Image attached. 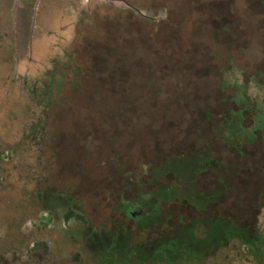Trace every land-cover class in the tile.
I'll use <instances>...</instances> for the list:
<instances>
[{
  "label": "rangeland",
  "instance_id": "rangeland-1",
  "mask_svg": "<svg viewBox=\"0 0 264 264\" xmlns=\"http://www.w3.org/2000/svg\"><path fill=\"white\" fill-rule=\"evenodd\" d=\"M0 264H264V1L0 0Z\"/></svg>",
  "mask_w": 264,
  "mask_h": 264
},
{
  "label": "flooded vegetation",
  "instance_id": "flooded-vegetation-1",
  "mask_svg": "<svg viewBox=\"0 0 264 264\" xmlns=\"http://www.w3.org/2000/svg\"><path fill=\"white\" fill-rule=\"evenodd\" d=\"M264 1V0H263ZM215 164L216 161L212 160L211 157L207 160V162H205L204 164H200V167L199 168H196L194 169V172L192 174V176L194 177V180H195V191H194V196H193V199L188 200V199H183L181 202L183 203H186L187 205H192L194 206V208L196 209V211L198 212H202V213H205V212H208L209 209H210V206L211 204H215L217 203L218 201V198L220 197L221 193L220 191L218 196H214L212 195L213 192H216V191H213L211 193H205L203 191H200L199 188H198V175L200 173H202L206 168H208L211 164ZM213 164V165H214ZM168 174H171V173H165L163 174L162 176H159L156 178V183H155V188L153 191H156L158 189H161V188H164L165 186L167 185H164V186H160L158 184V180L162 177H165L166 175ZM172 175L174 176L175 174L172 173ZM205 196V198H203ZM165 202V203H168V204H171L172 202H168L167 200H160L159 201V205L157 207L156 210H154L152 207H150L149 209H144L143 211H138L137 213L140 215V217H142V221L139 222V229L138 230H141L142 232L146 233L148 230H151L153 232V234H155V237H153L152 239L150 238L149 240H151L152 242H155L156 240H162L163 238H167V237H172L174 236L176 233H177V227L179 226H182L183 224H186V225H192V220L190 222H186L183 218L180 219V222L178 224H175L174 227L172 228H168V221H167V218H165L164 220H161L160 219V214L162 212V203ZM202 202L204 203V205L202 204ZM182 203V204H183ZM136 215V213L134 214ZM219 215H212V216H200L199 218L200 219H212L214 217H216ZM137 218L138 216H133L131 217L130 216V219H129V224L128 225H132L134 222L137 221ZM169 220V218H168ZM234 224L236 226H247V225H239V224H236L234 222ZM167 232V235L168 236H163V238H160V235L161 233H164L165 230ZM164 230V231H163ZM157 234V235H156ZM236 239H239L237 236H234L232 240H236ZM242 246L244 247H247V245L243 244Z\"/></svg>",
  "mask_w": 264,
  "mask_h": 264
},
{
  "label": "trees",
  "instance_id": "trees-1",
  "mask_svg": "<svg viewBox=\"0 0 264 264\" xmlns=\"http://www.w3.org/2000/svg\"><path fill=\"white\" fill-rule=\"evenodd\" d=\"M66 221H69L71 219H76V220H84V217L82 214L76 212L75 210H73L72 208L69 209V211L65 214L64 216Z\"/></svg>",
  "mask_w": 264,
  "mask_h": 264
}]
</instances>
